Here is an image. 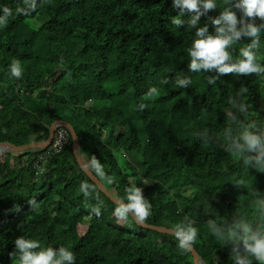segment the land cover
I'll return each instance as SVG.
<instances>
[{"label":"trees","instance_id":"16d2710c","mask_svg":"<svg viewBox=\"0 0 264 264\" xmlns=\"http://www.w3.org/2000/svg\"><path fill=\"white\" fill-rule=\"evenodd\" d=\"M226 3L217 0L200 26ZM5 7L12 15L0 26V143L42 142L54 121L68 123L81 161L112 197L127 203L126 190L141 189L152 204L146 225L192 223L203 264H235V244L217 239L209 221L225 233L241 221L264 231L260 153L237 148L245 133L264 142V74L193 72L195 29L171 24L180 16L173 0H0V16ZM251 39L234 45V59ZM13 61L20 78L11 75ZM257 63L264 65V30ZM178 77L192 83L180 88ZM44 152H0V264H19L12 254L20 237L63 246L75 264H193L175 235L117 220V206L77 165L70 134L60 153L38 163ZM92 158L104 178L91 171Z\"/></svg>","mask_w":264,"mask_h":264},{"label":"clouds","instance_id":"9594fccd","mask_svg":"<svg viewBox=\"0 0 264 264\" xmlns=\"http://www.w3.org/2000/svg\"><path fill=\"white\" fill-rule=\"evenodd\" d=\"M24 3L26 5L28 0H24ZM173 8L180 11V16L172 18V25L178 28L186 25L188 30L195 29L196 38L188 49L189 68L193 72H199L201 69H215L221 74H264V65L257 63V52L264 23L256 24L257 18L264 21V0H235V2L227 0L220 15L208 17V22L204 26H200L201 17L207 16L210 11L218 8L217 0H173ZM234 9L239 10L242 15L238 17ZM35 10L36 8L31 6L30 10L26 7L18 8L17 12L28 15ZM185 10L195 15L185 21L180 18ZM3 12L4 15L0 16V26H5L8 17L12 15L7 7L3 9ZM209 24L214 28L215 34L209 32ZM245 37L252 38L251 42L240 48L239 55L242 59H234V45ZM10 72L13 77L22 76L18 61H13ZM207 79L209 84H214L217 77L209 76ZM162 83H168V80ZM176 83L180 88H185L192 83V80L178 77ZM246 91V88L241 87V94ZM243 140V144L237 145L239 153L259 151L260 155L256 159L261 167H264V142L258 136L249 133L244 134ZM247 162L248 160H245V163ZM90 165L91 171L96 176L104 178L102 167L95 158H92ZM107 182L112 183L111 179ZM87 187V183L81 185L85 196L88 195ZM126 191L128 192L127 203L123 200L119 201L113 215L119 222H126L131 216L138 223H144L151 216L152 204L143 197L141 189L133 186ZM261 207H264V202H261ZM92 211L97 216L101 214L99 207H94ZM185 220L187 221V217ZM209 225L212 226V233L217 239H227L235 244L232 254L235 264H253V258L259 264H264V231H253L251 226L243 221L229 229L227 233L216 228L214 221H209ZM174 235L181 250L191 251L198 238V230L192 226V223H183L175 227ZM15 245L17 252L12 255L18 256L19 264H75V254L63 246L44 248L40 241L24 237L16 239Z\"/></svg>","mask_w":264,"mask_h":264},{"label":"water","instance_id":"95a60500","mask_svg":"<svg viewBox=\"0 0 264 264\" xmlns=\"http://www.w3.org/2000/svg\"><path fill=\"white\" fill-rule=\"evenodd\" d=\"M59 126H63L64 128H66L68 130L69 134H70V137H71V140H72V154H73V157H74L77 165L79 166V168L85 173V175L90 179V181L93 184H95L97 189L101 193H103L114 205L117 206V203L120 200H117L114 197H112L108 193V191L105 189V187L102 185V183L82 163V161H81V159H80V157L78 155V137H77L75 131L73 130V128L71 127V125H69L66 122L54 121L50 125V127L48 128V135H47V138H46L45 141L33 142V143L28 144V145L19 146V147H15V146L7 143V142H3V143H0V152H8V151L23 152L25 150H31V149H42V150L44 149L45 150V149H47V147L49 146L50 142L52 141L55 129L57 127H59ZM133 221L139 227H142V228H145V229H149V230H152V231H155V232H158V233H162V234H172V235H174V230L167 229V228H164V227L150 226V225H146L145 223H138L134 219H133ZM189 252H190L193 264H203L200 261L198 255L196 254V252L194 251L193 248Z\"/></svg>","mask_w":264,"mask_h":264},{"label":"built area","instance_id":"2783aa9c","mask_svg":"<svg viewBox=\"0 0 264 264\" xmlns=\"http://www.w3.org/2000/svg\"><path fill=\"white\" fill-rule=\"evenodd\" d=\"M69 132L63 126H59L55 129L52 141L50 142L45 152L38 157V163L44 162L47 159L52 158L54 155L60 153L64 146L68 143Z\"/></svg>","mask_w":264,"mask_h":264},{"label":"rangeland","instance_id":"374dc122","mask_svg":"<svg viewBox=\"0 0 264 264\" xmlns=\"http://www.w3.org/2000/svg\"><path fill=\"white\" fill-rule=\"evenodd\" d=\"M37 22H39V21H37ZM116 158H117V160L118 161H124V160H126L127 158L126 157H124V156H121V155H116ZM83 163V162H82Z\"/></svg>","mask_w":264,"mask_h":264}]
</instances>
